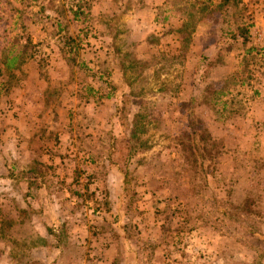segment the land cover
<instances>
[{
    "label": "rangeland",
    "instance_id": "rangeland-1",
    "mask_svg": "<svg viewBox=\"0 0 264 264\" xmlns=\"http://www.w3.org/2000/svg\"><path fill=\"white\" fill-rule=\"evenodd\" d=\"M99 1L0 0V264H264V0Z\"/></svg>",
    "mask_w": 264,
    "mask_h": 264
},
{
    "label": "trees",
    "instance_id": "trees-1",
    "mask_svg": "<svg viewBox=\"0 0 264 264\" xmlns=\"http://www.w3.org/2000/svg\"><path fill=\"white\" fill-rule=\"evenodd\" d=\"M224 3H227L228 0H221ZM19 61V57L18 56H14L12 58H7L6 59V65L5 68L7 71H10L13 68L18 67V65L16 66L15 64Z\"/></svg>",
    "mask_w": 264,
    "mask_h": 264
},
{
    "label": "crops",
    "instance_id": "crops-1",
    "mask_svg": "<svg viewBox=\"0 0 264 264\" xmlns=\"http://www.w3.org/2000/svg\"><path fill=\"white\" fill-rule=\"evenodd\" d=\"M98 5H102L103 4V1L101 0V1H99V3H97ZM96 4V5H97ZM98 9V7L96 6V8H95V11Z\"/></svg>",
    "mask_w": 264,
    "mask_h": 264
}]
</instances>
